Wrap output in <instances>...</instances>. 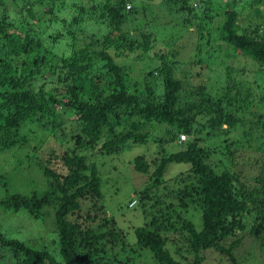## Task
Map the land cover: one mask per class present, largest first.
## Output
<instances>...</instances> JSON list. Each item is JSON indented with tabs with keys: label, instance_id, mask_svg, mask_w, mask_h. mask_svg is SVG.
<instances>
[{
	"label": "trees",
	"instance_id": "trees-1",
	"mask_svg": "<svg viewBox=\"0 0 264 264\" xmlns=\"http://www.w3.org/2000/svg\"><path fill=\"white\" fill-rule=\"evenodd\" d=\"M68 1L0 0V152L30 148L38 156L45 140L36 124L71 135L67 147L51 148L40 165L47 189L7 192L0 199V208L25 209L36 218L51 207L62 260L48 246L34 247L0 226V262L135 264L149 250L159 264H204L212 249L240 264L235 252L248 219L250 234L264 242V157L254 155L264 151V113L251 110L264 103L258 80L264 76V0H233L227 8L218 0H165L177 6L186 30L197 32L202 42L188 64L207 66V78L189 88L177 73L176 32H163L159 48L166 51L155 47L157 27L148 24L159 13L130 31L127 24L140 13L134 0H95L91 7L71 0L70 9L78 13L71 18L62 16L71 14L65 11ZM89 21L91 34L79 44L78 34L89 30ZM65 40L68 50L60 47ZM125 59L143 62V86L133 81ZM217 66L227 71L220 73ZM215 72L220 73L217 87L211 84ZM239 73L256 75L255 85ZM68 111L72 118L65 116ZM246 121L243 140L230 135ZM151 138L162 147L174 142L181 148L134 159L135 168L150 179L132 199L143 205L146 217L134 228L132 243L103 203L102 178L87 152L115 153L128 142ZM173 162L189 168L166 179ZM255 164L261 169L254 171ZM246 174L256 186L244 181ZM191 207L202 212L201 230L188 217Z\"/></svg>",
	"mask_w": 264,
	"mask_h": 264
},
{
	"label": "rangeland",
	"instance_id": "rangeland-1",
	"mask_svg": "<svg viewBox=\"0 0 264 264\" xmlns=\"http://www.w3.org/2000/svg\"><path fill=\"white\" fill-rule=\"evenodd\" d=\"M7 1L9 3L12 2V0ZM76 1L82 2V4L87 7H91L95 4V0ZM199 1L201 2L202 0ZM218 1L221 2L223 7L227 8V3H230L233 0ZM248 1L249 0H245L244 2L246 3ZM134 2L139 5L138 10L140 13H138L136 18H133V20L127 24L126 28L130 31H137L136 28L138 26V22H150L152 17L159 13L160 17L157 18L156 21L151 20L153 25L148 24V26L150 25V29L151 27H157V32L155 35H153L154 38L156 37L155 40L157 41V46H155L156 49L158 51L167 50L159 48V41L162 40L163 32H176L174 33V38L179 36L176 42L180 46L181 50V53L178 57V60L180 61L177 71L178 76L184 79L185 85L188 88L191 86V84L196 85L198 83H202L203 80L205 81L207 75L203 69H208L207 66H203L201 68L198 65L188 64L189 61L194 60V54L201 40H199L197 32H194L193 30H186V25L183 22L182 16L176 12L177 6L174 4L169 5V2L165 0H134ZM72 3L73 1L69 0L65 9L66 12H70L71 14L68 15L67 13L63 12V17L67 16L68 18H71L73 15L78 14L76 9H70V5H72ZM198 4L201 5V3ZM38 6L40 5H37V7ZM198 10L199 9L196 8L194 12L197 13ZM10 14L11 16L16 15L15 11H11ZM156 22L158 24L154 25ZM84 25L86 26L87 23ZM88 25L87 26L89 27V30L85 32L80 31L78 34L80 38L79 44H82L84 38L88 35L90 36L91 34V21L88 22ZM102 25L103 24H101L100 29H104ZM165 25H168L169 28H165ZM144 26L146 28L147 24ZM216 26V24L213 25V27ZM93 27L95 28L97 26L93 25ZM98 28L99 27H97L96 30ZM175 28L176 31H174ZM206 41L207 36L203 42ZM63 43L65 46L62 47L60 45L61 49L68 50L69 45L67 41L65 40ZM223 44L224 43L221 41L217 43V45L222 46ZM201 47H203V52H205L207 46L205 45L204 47L201 45ZM58 52L63 53V51L60 50ZM65 52L68 53V51ZM220 54H222V52H220ZM202 57H204V54ZM150 59L153 60L152 57ZM123 62L131 67V76L133 81H137L138 83L142 84H140L141 86H143L145 82L144 74L146 73L145 69H142L143 62L137 59H125ZM216 63L219 64L217 61ZM152 66L155 67L156 63H153ZM213 68H216V66H213ZM217 68L219 72L227 71L226 67L224 66H217ZM219 72L211 74V84L215 85L216 87L220 85L219 79L221 72ZM199 74L202 75L199 76ZM252 74L253 73H239V78L246 80L247 82L251 83V86H254L256 75L253 77ZM258 80L261 81L262 85L264 86V76H259ZM154 82L160 81L157 79H152L151 83ZM256 103H254L255 105L251 107V110H253L255 113H264V103L257 105ZM65 116L67 118H72L73 113L68 111ZM247 116L249 115L246 114L245 117ZM124 118L128 117L125 116ZM245 123L246 124L244 127L239 126L240 128L235 129L230 135L239 136L242 139V129H247L250 124L249 121H246ZM35 127L38 128V134L41 136V138L45 140L44 146L41 148L38 156L33 155V152L30 153V148H26V150L15 148L0 152V173L4 174V176L0 177V199L6 196L7 192L28 194L34 190L43 192L48 188L47 179L45 178L43 169L40 167V165L41 163L46 164L45 162L48 157L47 153L51 148H57L61 150L62 147H67L68 144L66 142L71 139V135H59L61 132L52 133L50 132L51 130L44 129L37 124ZM121 127H123V125ZM67 136L68 139H66ZM38 142L41 141L36 140V143ZM180 148L181 146L174 142L166 144L162 147L159 142L157 143L151 138L147 141V143L128 142L124 145L122 150L115 153H99L94 150L87 152L90 161L97 165L102 178V191L104 195L103 203L106 205L109 213L115 216L119 226L128 232V240L130 242L134 243L136 241L134 228L144 224L146 219L143 213V205L137 202V204L134 206H130V202L135 197L134 192H138V190L145 187L150 179L145 173L140 172L135 168L134 159L140 155L146 156L148 159H152L160 156V154L163 156L165 154H169L170 152L177 151ZM29 154L32 155L31 158H28ZM246 155L247 156L245 160L247 162L249 153L246 152ZM254 155L256 157L263 155L264 157V151L260 150ZM214 159L218 161L219 156H216ZM255 165L256 167L254 171L260 170L262 167L257 164ZM188 168L189 164L173 162L168 165L165 178L170 179L180 172L187 170ZM243 179L246 183L250 184L251 187L257 185L255 179L250 177V174H246V177L244 176ZM4 183H7L6 186ZM44 212V216L36 218L25 209L15 211L7 210L6 208H0L1 229L7 235L25 240L28 244H31L34 247L42 248L44 246H48V249L51 250L58 260L61 261L62 255L60 253L58 244L55 242L57 239L55 232V212L51 207H45ZM188 217L194 222L198 230L202 229L203 218L200 208L191 207L190 211L188 212ZM248 220L247 229L245 231L239 232V234L244 238L242 240L241 246L235 252L236 256L240 264H264V242L254 238L250 234V225ZM142 252L143 254L140 255L139 260L135 264H159L152 258L151 251L143 250ZM205 254L206 260L204 264H231L225 255H222L215 250L209 249L205 252ZM0 264H4V262H0Z\"/></svg>",
	"mask_w": 264,
	"mask_h": 264
},
{
	"label": "built area",
	"instance_id": "built-area-1",
	"mask_svg": "<svg viewBox=\"0 0 264 264\" xmlns=\"http://www.w3.org/2000/svg\"><path fill=\"white\" fill-rule=\"evenodd\" d=\"M128 7H130V5H128ZM137 199H134L131 203H130V206H134L135 204H137Z\"/></svg>",
	"mask_w": 264,
	"mask_h": 264
},
{
	"label": "clouds",
	"instance_id": "clouds-1",
	"mask_svg": "<svg viewBox=\"0 0 264 264\" xmlns=\"http://www.w3.org/2000/svg\"><path fill=\"white\" fill-rule=\"evenodd\" d=\"M47 76L49 77V74H47ZM62 104H63V103H58V105H59L60 108H62ZM59 107H58V108H59ZM3 198H4V197H3ZM132 201H133V200H132Z\"/></svg>",
	"mask_w": 264,
	"mask_h": 264
}]
</instances>
